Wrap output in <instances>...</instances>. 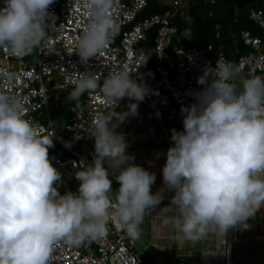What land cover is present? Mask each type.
<instances>
[{
	"label": "clouds",
	"instance_id": "1",
	"mask_svg": "<svg viewBox=\"0 0 264 264\" xmlns=\"http://www.w3.org/2000/svg\"><path fill=\"white\" fill-rule=\"evenodd\" d=\"M53 3L3 0L0 47L30 53L47 35ZM84 3L90 22L76 53L87 62L114 32L109 14L114 0ZM130 72H110L102 85L94 73L79 74L70 93L78 99L100 88L111 105V113L97 118L89 131L94 159L75 172L78 194H59L54 184L60 173L48 156L52 139L39 135L24 118L19 100L0 92V264H50L58 241L80 246L104 237L112 220L129 238L139 239L140 225L162 195L151 192L155 174L131 162L134 157L126 154L125 138L112 122L137 114L138 103L129 104L128 112L114 111L122 98L142 102L149 94ZM239 72L237 65L221 60L206 65L197 77L205 87L191 93L195 103L181 106L183 131L171 130L174 146L166 151L162 178L173 193L169 204L180 215L169 216L167 209L160 213L162 223L181 234L177 238L198 241L210 230L224 237L229 229H248L247 221L264 207V76L243 79L237 91ZM109 169L116 173V190Z\"/></svg>",
	"mask_w": 264,
	"mask_h": 264
},
{
	"label": "built area",
	"instance_id": "2",
	"mask_svg": "<svg viewBox=\"0 0 264 264\" xmlns=\"http://www.w3.org/2000/svg\"><path fill=\"white\" fill-rule=\"evenodd\" d=\"M149 1L114 0L109 12L114 21V32L105 46L87 62L81 61L76 53L79 38L90 22L84 0H54L48 9L51 17L46 19L47 35L30 53L20 55L10 48L0 47V92L19 100L24 118L32 121L39 135L50 136L53 146L48 149L49 160L60 173L63 185L71 184L76 179L75 172L82 166L93 163L94 137L89 131L97 118L111 113V105L105 101L100 88L81 95L79 103L69 107L66 126L69 141L66 146L55 129L49 110V94L56 89L47 88L45 81L54 74L62 80L57 89L60 91L65 88L73 90L78 75L86 72L96 74L102 85L103 78L110 72L131 71L130 78L138 84H145L149 94L142 102L122 98L114 111L128 112L129 104L138 103L137 114L129 115L125 120L136 127H158L161 139L170 148L174 146L171 130L183 131L181 106L195 103L191 93L205 87L197 83L204 67L208 64L214 66L217 60L234 64L212 45L203 48L185 46L191 36L189 3L196 0H156L166 8L165 12L136 22ZM2 6L3 0H0ZM250 19L264 28L262 10H251ZM177 21L185 24L186 28L180 30ZM154 27H157L154 51L149 58L140 44ZM174 38L177 45L172 46ZM240 40L250 48V52L238 56L234 65L240 72L235 81L241 83L251 76H264V51L260 38L245 30L241 32ZM84 142L83 153L78 152L75 147ZM115 175L109 171L110 180H115ZM170 200L171 197L162 198V201ZM107 227L104 237L86 241L80 246L58 241L50 264H145L143 254L136 246L137 241L141 242L140 237L136 240L129 238L115 220L110 221ZM209 233L219 234L211 230ZM238 238L239 228L229 229L221 238L223 264H235ZM201 259L206 261L209 257L201 256Z\"/></svg>",
	"mask_w": 264,
	"mask_h": 264
},
{
	"label": "crops",
	"instance_id": "3",
	"mask_svg": "<svg viewBox=\"0 0 264 264\" xmlns=\"http://www.w3.org/2000/svg\"><path fill=\"white\" fill-rule=\"evenodd\" d=\"M112 122L117 124L116 132L125 138L126 154L134 157L131 162L155 174L151 192L155 194L160 191L162 198L172 197L173 193L164 186L162 178V167L169 147L161 139L160 129L149 125L136 127L126 120L125 123H117L115 118ZM93 149L94 144L92 151ZM104 167L108 169V164L105 163ZM109 171L112 170L109 169ZM78 187L73 185L71 189L78 190ZM111 196L115 198L114 195ZM169 202L161 200V203L150 211L140 225L141 243L147 250V258L144 259L143 255V262L145 264H223L220 234L208 233L201 240L190 241L177 238L181 235L178 230L172 225L165 226L162 223L160 213L162 209H167L169 216L180 215L179 210L171 206ZM247 223L250 226L248 229L239 228L234 262L235 264H264V207H261L255 217L250 218ZM143 252L141 250V253ZM201 256H208L209 259L202 261Z\"/></svg>",
	"mask_w": 264,
	"mask_h": 264
},
{
	"label": "trees",
	"instance_id": "4",
	"mask_svg": "<svg viewBox=\"0 0 264 264\" xmlns=\"http://www.w3.org/2000/svg\"><path fill=\"white\" fill-rule=\"evenodd\" d=\"M258 7L264 14V1L259 0ZM233 6L228 0H196L190 1L188 14L192 17L189 25L191 36L185 46L197 45L201 48L212 45L216 51H221L234 64L238 56L250 52V48L242 44L240 35L242 31H250L253 36L260 38L264 51V28H260L250 19L251 10L240 9V20L234 22V17L228 15L229 9ZM166 8L161 7L156 0H150L147 7L138 15L136 22L155 14H163ZM135 22V23H136ZM180 30L186 25L177 21ZM157 27L147 32L146 40L140 44L142 51L151 58ZM172 46L177 45L175 38ZM236 51L238 54L235 55ZM79 101H76L78 104Z\"/></svg>",
	"mask_w": 264,
	"mask_h": 264
},
{
	"label": "rangeland",
	"instance_id": "5",
	"mask_svg": "<svg viewBox=\"0 0 264 264\" xmlns=\"http://www.w3.org/2000/svg\"><path fill=\"white\" fill-rule=\"evenodd\" d=\"M258 7V4H252L248 7H245L248 11L253 9L256 10ZM238 54V51H236L235 55ZM247 54V53H245ZM61 78L57 75L54 74L49 80L45 81L46 87L47 88H55L56 90L53 89L52 93L49 94V110H50V114H51V118L53 121V124L55 126V129L57 131V133L59 134V136L63 137L65 142H68V132L66 130V126L68 124V116H69V107L73 106L76 104V101L79 100L78 99H73L70 96V93L73 91L70 88H65L63 90H57L59 88V86L61 85ZM236 87H237V91H240L242 89V85L241 83L235 81ZM117 113H120L119 110L116 111ZM106 115H108V113H106ZM119 123V122H117ZM121 123H125L121 122ZM117 127V126H116ZM116 131V128H115ZM161 132V131H160ZM86 143H81L79 144L77 147H75V149L78 152L83 153V146ZM94 149L92 151L93 155ZM112 188L113 190H116L118 188L117 183L112 180ZM80 181H78L77 179L74 180V182H72L69 185H63V181L60 179V181L56 182L54 184V186L57 188V190L61 193V194H65L66 192L69 194H78V190H72V186L76 185V187L79 186ZM110 195H114L115 196V192L111 193ZM136 246H137V250L141 252V250H143L144 252L142 253L144 255V259L147 258V254L143 245L140 241L136 242ZM235 248H236V244H235Z\"/></svg>",
	"mask_w": 264,
	"mask_h": 264
},
{
	"label": "water",
	"instance_id": "6",
	"mask_svg": "<svg viewBox=\"0 0 264 264\" xmlns=\"http://www.w3.org/2000/svg\"><path fill=\"white\" fill-rule=\"evenodd\" d=\"M233 3V6L229 9L228 15L234 17V22L240 20V9L248 7L252 4H257L259 0H228Z\"/></svg>",
	"mask_w": 264,
	"mask_h": 264
}]
</instances>
